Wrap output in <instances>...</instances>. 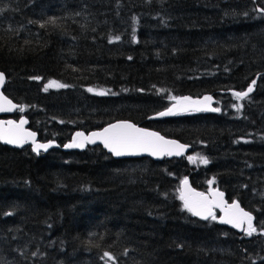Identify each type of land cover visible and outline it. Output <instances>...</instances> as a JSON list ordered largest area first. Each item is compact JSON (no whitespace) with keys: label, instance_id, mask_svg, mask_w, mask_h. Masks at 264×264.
<instances>
[{"label":"trees","instance_id":"obj_1","mask_svg":"<svg viewBox=\"0 0 264 264\" xmlns=\"http://www.w3.org/2000/svg\"><path fill=\"white\" fill-rule=\"evenodd\" d=\"M261 8L264 0H0L3 91L40 142L61 146L75 131L124 120L191 147L156 162L114 160L100 147L36 155L0 145V264H105L104 252L115 264H264ZM257 76L249 98L227 94ZM50 80L68 87L46 92ZM202 95L217 99L219 114L148 120L176 96ZM187 178L239 202L257 231L192 217L179 194Z\"/></svg>","mask_w":264,"mask_h":264},{"label":"snow or ice","instance_id":"obj_2","mask_svg":"<svg viewBox=\"0 0 264 264\" xmlns=\"http://www.w3.org/2000/svg\"><path fill=\"white\" fill-rule=\"evenodd\" d=\"M2 11V10H0ZM261 13H264V8L259 9ZM51 23H55V21H50ZM44 24H41L40 27H44ZM118 40L119 37H116ZM111 42V41H110ZM33 79L39 80L40 77H34ZM5 82L4 73H0V86H2ZM256 81L253 80L251 85L248 87L245 92H237L235 96L237 98H244L249 95L253 91V85H255ZM68 85L59 83L55 80H50L45 86L44 91H48L50 88H66ZM89 92H92L93 89L89 88ZM99 95H105L104 92L97 93ZM175 99V98H173ZM183 100L188 101L190 98H183ZM211 97H205L204 102L201 101H191L192 105H201L202 107H196L195 111H213L218 112V108H211L208 103L210 102ZM7 106V107H6ZM177 106L180 105V101H178ZM14 107L12 102L8 100L6 97L0 95V111H9ZM176 107V106H174ZM23 110V109H21ZM184 110H187L185 107ZM172 114V109H169L167 112L160 113V115H169ZM24 121H21L23 124ZM7 124L13 125V121H8ZM16 128H19L20 125H16ZM27 136L33 137V151L39 153L41 149L47 150L51 147V144H41L36 143L34 140L35 133H28ZM80 138V139H77ZM0 139H3L6 143L9 144H22L23 140L18 135L12 133L9 129L0 130ZM96 140H100L104 147L107 148L110 152H112L115 156H122L128 154H136L139 151L149 152L151 155H182V150L186 147L185 145L178 144L175 141H167L164 140L163 137H160L157 133L147 132L145 130L136 128L134 125L121 122L113 125H109V127L103 129L102 132H94L91 136H84L83 133L78 132L76 136L73 138L72 143L65 145V147H84L85 142L87 143H95ZM188 159L192 161L194 158L189 156ZM200 163L208 164L209 161L206 157L200 158ZM187 180L183 181V184L187 185ZM209 183H212L211 181ZM197 196L201 197L199 200H192L187 197L184 191H181L180 199L184 202V208L192 213L194 216H199L204 220H208L211 218L212 220H216L217 217L212 211L213 207H221L225 208V216L221 217L220 222L225 224H231L234 227L240 228L242 225L246 224L247 227L244 229L246 235L251 236L253 233L257 231V228L253 225V216L245 212L243 209L239 207V204L235 201L232 205H225L223 201L224 193L222 192H214L213 196L218 198L214 200H208L207 197L204 196L203 193H197ZM11 215V213H8ZM264 234V233H262ZM126 254V253H125ZM35 255V253H33ZM107 258V261H112L115 264V257L109 253L104 252L102 259Z\"/></svg>","mask_w":264,"mask_h":264},{"label":"water","instance_id":"obj_3","mask_svg":"<svg viewBox=\"0 0 264 264\" xmlns=\"http://www.w3.org/2000/svg\"><path fill=\"white\" fill-rule=\"evenodd\" d=\"M262 14H264V13H262ZM0 73H2V72H0ZM258 79H259V76H257L255 78L256 83H255V85H253V91L251 93H249V95L247 97L239 98V99L244 100V99H246V98H248V97H250L251 95L254 94L255 87H256V84H257ZM5 83H6V77H5L4 84L2 86H0V95L4 96L8 100H10L12 102V105H14V107H12L11 110H9V111H0V130H2V129H9L12 133H14V134L18 135L20 138H22L23 143L22 144H9V143H6L3 139H0V145H2V146H7V147H10V148H13V149H22V148L28 146V147H30L31 151L34 154H36V155H38L40 153L45 154V153H48L51 150H60L62 152H78V153H81V152H84L87 148L100 147L106 154L110 155L114 160H130V159H143V158H147V159H150V160L156 161V162H161L163 160H171V159H178V160H180L183 157H185L186 154L188 153V151L191 149L190 146L185 145V144L179 142L178 140L166 138V137L162 136L161 134H159L158 132H155V131H152V130H149V129L142 128V127H140L138 125H135L132 122L124 121V120H118V121L109 123V124L103 126L102 128H100L98 130H93V131H89V132L75 131L70 136L69 141H67L66 143H64L61 146L59 144H57L56 142H54V141L40 142V141H38V135H37V133L34 132L33 130H31L29 128V121H28V119L25 116H22V117L18 118L17 120L11 118V116H13L17 111L21 110V106L15 104L10 98H8L4 94L3 89H4V86H5ZM248 87L243 92L247 91ZM235 93H237V92L236 91H229V92H227V94H230V95H233V96H235ZM186 97L187 98H190V100H188V101L183 100V98H186ZM205 97H211V101L210 102H205V103H208L211 108H215L216 100L211 95H202L200 97L180 96V97H176L175 99H173L171 101L170 105L166 109H164V110H162L160 112H157L156 114L150 116L148 118V120H150V121H160V120L171 119V118L176 117V116L187 115V114H192V113H211V114H218V112H213V111H195L194 110L196 107H202L203 104H201V105H192L191 104V101H201V102H204V98ZM178 101H180V105L181 106H177ZM174 106H176V107H174ZM185 107L187 108V110H184ZM169 109H172V114H169V115H160V113L167 112ZM8 121H13L14 124L13 125H9V124H7ZM21 121H24V123L21 124ZM121 122L130 123V124L134 125L136 128L145 130L147 132L157 133L160 137H163L164 140H167V141H175L178 144L185 145L186 147L182 150L183 154L182 155H166V154L165 155H151L149 152L139 151L136 154H128V155H122V156H119L118 157V156H115L112 152H110L107 148H105L104 145H103V143L100 140H96L95 143H87V142H85L84 147H82V148L81 147H71V148L65 147V145L72 143L73 138L76 136V133H78V132H81V133L84 134V136L88 137V136H91V134L94 133V132H102L103 129L109 127V125H113V124H117V123H121ZM16 125H20V127L19 128H16L15 127ZM28 133H35L34 140H35L36 143L51 144V147H49L46 151L43 150V149H41L39 153L33 151V137L27 136ZM77 139H80V138H77ZM187 182H188V180H187ZM181 191H184L185 195L187 197H189L190 199H192V200H199V199H201V197H199V196L196 195L197 193H201V192L193 189L191 187V185L189 184V182L187 183L186 186L183 184V181L180 183V195H181ZM214 192H221V191L218 190V189H213V190H210L209 192L203 193V194H204L205 197L208 198V200L211 201V200H214V199H218V198H216V197L213 196V193ZM223 201H224V204L226 206L227 205H232V203H233V202H231V203H228L227 202V200L225 199V194L223 196ZM235 202L238 203L237 201H235ZM239 207L241 209H243L245 212H248L240 204H239ZM225 210H226L225 208L213 207L212 211L214 212V214L217 217L216 222L219 225H223V226H225L227 228H230V229L235 230L239 234H242L244 232V229L247 227L246 224L242 225L240 228H237V227H234L231 224H225V223H221L220 222L221 217H224L225 216ZM190 215L192 217H195L196 219H198L200 221H203V222L204 221H208V220L211 219V218H209L208 220H204V219H202L199 216L192 215V213H190ZM254 221H255V219H254V216H253V225H254Z\"/></svg>","mask_w":264,"mask_h":264},{"label":"rangeland","instance_id":"obj_4","mask_svg":"<svg viewBox=\"0 0 264 264\" xmlns=\"http://www.w3.org/2000/svg\"><path fill=\"white\" fill-rule=\"evenodd\" d=\"M50 89H58V88H50ZM100 91L99 90H96V89H93V91L91 93H99ZM237 102H239L237 100V98H234ZM218 107V106H217ZM212 221H215V220H212ZM230 229V228H229Z\"/></svg>","mask_w":264,"mask_h":264}]
</instances>
